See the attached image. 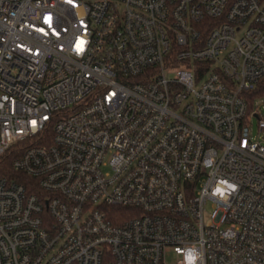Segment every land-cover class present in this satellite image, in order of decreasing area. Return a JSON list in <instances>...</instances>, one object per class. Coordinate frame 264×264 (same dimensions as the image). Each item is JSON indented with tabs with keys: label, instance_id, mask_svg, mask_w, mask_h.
Here are the masks:
<instances>
[{
	"label": "built area",
	"instance_id": "built-area-1",
	"mask_svg": "<svg viewBox=\"0 0 264 264\" xmlns=\"http://www.w3.org/2000/svg\"><path fill=\"white\" fill-rule=\"evenodd\" d=\"M263 78L264 0H0V264H264Z\"/></svg>",
	"mask_w": 264,
	"mask_h": 264
},
{
	"label": "trees",
	"instance_id": "trees-1",
	"mask_svg": "<svg viewBox=\"0 0 264 264\" xmlns=\"http://www.w3.org/2000/svg\"><path fill=\"white\" fill-rule=\"evenodd\" d=\"M249 94L250 103L258 98L264 97V78L256 84L255 88ZM12 159V155H6L4 158H2V160H0V176L17 180L24 184H29L30 179L28 177L12 169Z\"/></svg>",
	"mask_w": 264,
	"mask_h": 264
},
{
	"label": "rangeland",
	"instance_id": "rangeland-1",
	"mask_svg": "<svg viewBox=\"0 0 264 264\" xmlns=\"http://www.w3.org/2000/svg\"><path fill=\"white\" fill-rule=\"evenodd\" d=\"M260 100H261V101H259V103H261L260 107L262 108V114L264 115V101H263L264 98H261ZM253 122H254V125L252 127V130H253V135L255 136V140L264 142V131L261 133L258 131L257 119H253ZM167 257L169 258L170 262H172L178 258V256H176L174 254L173 255L169 254Z\"/></svg>",
	"mask_w": 264,
	"mask_h": 264
},
{
	"label": "clouds",
	"instance_id": "clouds-1",
	"mask_svg": "<svg viewBox=\"0 0 264 264\" xmlns=\"http://www.w3.org/2000/svg\"><path fill=\"white\" fill-rule=\"evenodd\" d=\"M192 259L194 260V259H195V257H192ZM189 264H192V261H191V260L189 261Z\"/></svg>",
	"mask_w": 264,
	"mask_h": 264
}]
</instances>
